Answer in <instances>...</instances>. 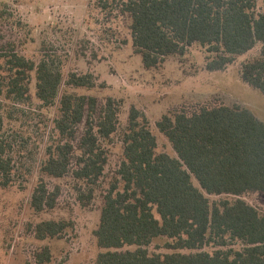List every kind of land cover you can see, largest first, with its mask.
<instances>
[{"label": "trees", "instance_id": "1", "mask_svg": "<svg viewBox=\"0 0 264 264\" xmlns=\"http://www.w3.org/2000/svg\"><path fill=\"white\" fill-rule=\"evenodd\" d=\"M257 3L95 0L94 7L130 22L134 51L147 70L199 46L206 53L207 70L223 72L260 45L259 56L242 65L241 79L264 95V12ZM62 64L50 54L35 63L15 51H0V188L11 187L18 170L4 113L12 106L31 105L33 73L38 101L44 108L55 106L64 83ZM66 84L96 86L91 74L72 73ZM121 108L113 98L104 104L77 94L60 99L54 120L58 137L47 148L41 173L51 179L70 177L85 208L94 202L105 175L108 145L120 130ZM156 126L174 157L157 153V138L146 116L131 109L121 136L124 160L104 196L95 232L105 252L94 264H264V211L244 200L264 194V121L241 106L213 103L166 114ZM60 194L61 187L51 191L42 179L32 195V209L37 214L54 211ZM211 196L221 199L212 201ZM72 227L64 220H49L38 223L33 232L40 241L63 239ZM162 237L173 253L150 254L148 248ZM125 247L136 250L123 251ZM35 258L37 264L52 263L49 248Z\"/></svg>", "mask_w": 264, "mask_h": 264}, {"label": "rangeland", "instance_id": "2", "mask_svg": "<svg viewBox=\"0 0 264 264\" xmlns=\"http://www.w3.org/2000/svg\"><path fill=\"white\" fill-rule=\"evenodd\" d=\"M94 6L95 0H0V51H15L35 63L45 54L57 56L63 63L64 78L56 105L44 108L36 97L37 81L33 73L31 105L17 108L10 105L9 113H4L6 138L9 136L14 145L18 170L17 181L9 188H0V264H37L35 255L44 248L52 253L51 264H94L99 254L105 252L99 248L95 232L100 225L104 196L118 177L124 160L121 136L132 108L146 116L157 138V153L172 157L173 148L156 125L164 115L176 110L213 103L237 105L264 121V95L241 79L242 65L259 56L260 45L238 57L223 72L207 70L206 53L199 46H193L184 57L167 58L160 67L147 70L134 51L130 22ZM257 9L264 12L263 0H258ZM72 73L91 74L96 86L69 87L66 83ZM65 94L95 97L100 104L113 98L122 105L119 133L108 145L105 175L94 202L87 208L78 202L70 177L51 179L41 173L47 148L58 137L54 120ZM83 130L81 126L80 134ZM42 179L51 191L61 187V194L54 211L37 214L31 198ZM244 200L264 211V194H250ZM49 220H64L73 227L63 239L40 241L34 227ZM167 243V238H158L148 251L152 255L171 254ZM127 250L136 248L123 249ZM205 251L212 253L213 249Z\"/></svg>", "mask_w": 264, "mask_h": 264}]
</instances>
